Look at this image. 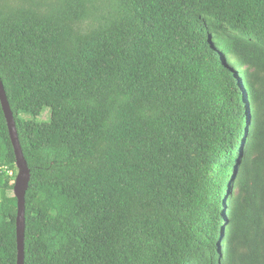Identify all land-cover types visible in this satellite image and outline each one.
<instances>
[{
    "label": "trees",
    "instance_id": "1",
    "mask_svg": "<svg viewBox=\"0 0 264 264\" xmlns=\"http://www.w3.org/2000/svg\"><path fill=\"white\" fill-rule=\"evenodd\" d=\"M0 81L24 264H264V0H0Z\"/></svg>",
    "mask_w": 264,
    "mask_h": 264
},
{
    "label": "water",
    "instance_id": "2",
    "mask_svg": "<svg viewBox=\"0 0 264 264\" xmlns=\"http://www.w3.org/2000/svg\"><path fill=\"white\" fill-rule=\"evenodd\" d=\"M0 106L6 121L10 141L12 144L15 167L17 174L13 184V193L17 201V213L15 218V234H16V248L17 260L16 264H24V231H25V193L30 179V171L28 169L26 160L23 156L21 146L19 144L15 122L10 110L2 83L0 81Z\"/></svg>",
    "mask_w": 264,
    "mask_h": 264
},
{
    "label": "rangeland",
    "instance_id": "3",
    "mask_svg": "<svg viewBox=\"0 0 264 264\" xmlns=\"http://www.w3.org/2000/svg\"><path fill=\"white\" fill-rule=\"evenodd\" d=\"M40 121H46L48 120V113L44 112L42 116L39 118Z\"/></svg>",
    "mask_w": 264,
    "mask_h": 264
}]
</instances>
